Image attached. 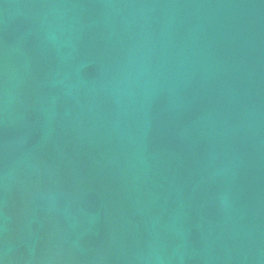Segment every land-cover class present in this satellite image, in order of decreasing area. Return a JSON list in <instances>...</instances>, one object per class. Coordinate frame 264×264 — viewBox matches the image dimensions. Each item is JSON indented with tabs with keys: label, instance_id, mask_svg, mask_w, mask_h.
I'll use <instances>...</instances> for the list:
<instances>
[{
	"label": "water",
	"instance_id": "95a60500",
	"mask_svg": "<svg viewBox=\"0 0 264 264\" xmlns=\"http://www.w3.org/2000/svg\"><path fill=\"white\" fill-rule=\"evenodd\" d=\"M0 264H264V0H0Z\"/></svg>",
	"mask_w": 264,
	"mask_h": 264
}]
</instances>
